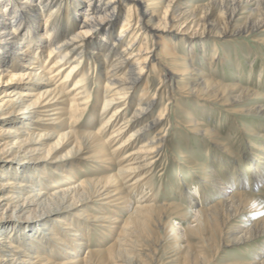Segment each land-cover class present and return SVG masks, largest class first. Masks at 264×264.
I'll list each match as a JSON object with an SVG mask.
<instances>
[{"label":"bare ground","instance_id":"bare-ground-1","mask_svg":"<svg viewBox=\"0 0 264 264\" xmlns=\"http://www.w3.org/2000/svg\"><path fill=\"white\" fill-rule=\"evenodd\" d=\"M85 2L84 7L81 0H0V89L4 85L12 88L0 96V147L8 146L13 156L12 160L15 162L17 160L11 164V168L18 172L15 176L25 178L23 181L17 177L8 178V175L0 170V214L13 217L9 220L15 224L21 217L34 213L36 215L34 221L41 223L39 226L41 237L32 238L25 245L10 237L0 236V264L91 263L92 256L80 258L71 248L76 246L78 249L84 245L83 235L78 230L63 222L65 226L55 233L45 227V224L55 215H62L65 212V205H71L72 196L80 191L84 193L83 189L86 193H91V196L80 199V203L92 200L99 206V210L112 209L110 212L115 214L118 211L113 209L114 206L121 208L119 205L127 206L130 203L129 193L141 189L143 185L149 186L150 171L163 154L162 146L166 134L163 130L155 132L153 137L145 141L140 140L151 134L168 118L166 110L170 103L164 105L155 118L149 120L157 104L156 97L162 94L158 91L161 87H164L169 99L172 98L169 95L177 91L179 95L187 98L192 96L204 104L211 102L221 107H231L234 117L254 115L264 118V95H259L258 91H252L237 83L233 85L219 83L210 73L203 72L191 62L195 60L192 54L194 46L203 45L206 37L213 36L212 39L244 35L251 37L264 32V0H208L183 11L182 0ZM104 8L108 10L107 15L101 16ZM113 15L121 18L119 31L112 39L115 27L113 20L110 19ZM140 26L154 35V40L149 41L146 36L141 37V31L136 33ZM165 33H168L167 37H161ZM196 35L202 40L196 38ZM179 42L189 47L184 56H180L175 50V45ZM260 42H264V39L256 43ZM156 48L157 54L153 56ZM213 50L215 53L211 56L209 65L216 59L217 48L214 47ZM42 52H46L47 58L43 64L44 69L39 60ZM178 59H181V62H178ZM85 62L93 65V69L105 66V71L98 79L99 82L104 80L105 86L96 91V100L100 99L101 93L103 111L113 108L98 131H111L108 140L91 131L90 124H86L88 127L77 132L71 130L82 123L91 97L86 89V77L84 74L78 75ZM168 62L173 67L168 66ZM67 67L69 69L63 80L56 83L55 79ZM156 69L161 85L158 90L151 93L149 82L143 81V75L148 70ZM186 75L191 76L185 80L180 78ZM69 77L76 80L71 90L64 92L62 86ZM5 78L8 79L4 80ZM137 90L139 93L135 98ZM120 103H123V106L118 105ZM130 103H134L135 106V108L132 106L131 115L119 121ZM102 116L103 114L100 118ZM189 119L191 132L208 137L210 143L222 153L228 154L225 146L217 139V133H213L209 125ZM7 126L12 127L6 128ZM131 127L134 128L114 151L128 146L138 147L135 146L126 152L123 158L116 162L111 157L108 143L117 138L123 129ZM262 137L264 138L263 135ZM69 146L67 154L52 158L62 168L66 166L65 163L85 161L114 166L103 169L114 173L88 178L63 190L48 192L44 190L47 187L39 188L40 180L37 179L39 174H34L33 170L40 168L35 165L32 169L29 167L30 163L46 160L40 156L47 152L53 156L58 155L57 153ZM24 150L39 157L37 161L26 160L21 154ZM259 151L264 152V148H259ZM229 153V157H237L233 151L229 150ZM251 154L254 155V152ZM8 162H11L9 158L0 156V165L6 166ZM57 174L70 179L64 173ZM134 176L135 178L129 182ZM220 177L212 171L207 173L205 179L222 190V195L211 206L199 210L200 216L195 223L206 224L214 231L221 229L225 234L226 225L233 223L245 211H256V205L254 198L251 199L247 193L233 191L230 194ZM50 179L42 178L50 184L47 186L55 187V182ZM147 194L142 191L125 220L120 221L116 215L107 216L105 211L79 215V219L85 223L97 222L99 226L107 227L109 236L114 230L119 231L111 246L96 252L94 249V252L90 253L98 257L101 264L112 260L117 261L116 264H145L140 259L122 260L121 256L117 257L116 252L118 250L129 252L140 247L135 235L136 228L146 232L148 225L167 219V212L171 213L180 208L176 204L156 205L150 201ZM195 202L191 200L190 203ZM158 226L164 230L162 224L159 223ZM240 226L236 230L240 232L241 228L243 229L241 237L238 239L231 237V241L242 239L252 242L264 235V217L252 222L246 220L244 226ZM232 233L233 231L230 235ZM44 235L51 236L49 241L55 242L57 248L63 254L69 255V258L58 263L52 262L49 245L42 241ZM141 255L148 258L144 253ZM184 256L185 263L200 262L198 256L195 254L190 256L189 251L185 252ZM175 260L177 259L171 262ZM244 264H264V258L262 260L251 258Z\"/></svg>","mask_w":264,"mask_h":264},{"label":"rangeland","instance_id":"rangeland-1","mask_svg":"<svg viewBox=\"0 0 264 264\" xmlns=\"http://www.w3.org/2000/svg\"><path fill=\"white\" fill-rule=\"evenodd\" d=\"M85 1L86 0H81L84 7L86 5ZM207 1L208 0H182L181 10L192 9L196 5ZM107 11L108 10L105 8L102 9L101 16H106ZM244 15L242 14V16ZM120 18L121 16L115 17L113 15L110 19L113 20L115 27L112 39L116 37L119 31ZM242 21L243 19L241 22ZM138 31H141V37L146 36L149 41L154 40V35L145 28L140 26L136 29V33ZM198 33L199 31L197 35H199ZM167 34L168 33H165L161 35V37H167ZM177 35L179 36L180 34ZM197 35L195 37L202 40V38ZM212 38L213 36L206 37L203 42L204 46H199L197 44L194 46L192 54L195 60L191 61L192 64L203 70V72L210 73L219 83L230 85L237 83L238 85H244L250 88L252 91H258L259 95H264V42H260V44L256 43L258 40L261 41L264 39V32L256 33L251 37L244 35L242 37L228 36L216 39ZM175 47L176 52L180 56H184L185 53L187 54L189 49V47L187 48L181 42L177 43ZM214 47L217 48L216 59L209 65L208 63L211 62V56L215 53L213 50ZM157 50L156 48V52L153 53V56L157 54ZM158 57L162 58L159 55ZM39 60L42 62L43 67V64L47 60L46 52L41 53ZM178 62H181V59H178ZM168 66H171L169 62ZM68 67L55 79L56 83L63 80L66 71L69 69ZM171 67H173V65ZM149 68H151V66ZM158 70H148L143 75V81L148 80L149 82L151 93L158 90L161 85L157 75ZM104 71L105 66L99 69H93V65H89L88 62L83 63L82 70L78 75L84 74L86 77V89L91 97L89 98L88 110L82 119V123L71 130L77 132L83 130L82 128L88 127L90 124L92 127L91 131L97 132L101 138L108 140L111 131H98L99 127H101V123L111 114L113 108L110 107L108 110H104L105 112L103 111L104 102L102 101L101 93L100 99L96 100V91L103 89L105 86L104 80L100 82L98 80L99 76ZM190 76L186 75L180 78L185 80ZM7 79L8 78H5L4 80ZM75 80L76 78L69 77L63 84L62 90H64V92L70 91ZM8 89L12 88L4 85L0 89V96L2 97ZM158 91L159 94H162L156 97L157 104L153 108L149 120L155 118L159 110L164 108V105L170 103L166 110L168 118H166V121L163 120L151 134L140 140V142L145 141V139L153 137L155 132H163V130L166 134L164 138L165 143L164 146H162V151L164 150L163 154L150 171L149 186L143 185L141 189L129 193V206H125L124 204L119 205L122 206L121 208H116V206H114L115 208L113 209L118 211L115 214L110 212L113 211L112 209H106L107 211L99 210V206L92 202V200L84 201L82 202L83 204L80 203V199H86L91 196V193H86L83 189L84 193L81 191L75 193L72 196L71 205H65V212L62 215L59 214L52 217L45 224V227L57 233L61 227L65 226L63 222L72 225L83 235L84 239L82 240L84 245L82 244L80 248L76 249V246H71L76 253L75 255H78L80 258H85L86 255L92 256L91 263L89 264H101V260L90 253H93L94 249L96 252L111 246L114 239L117 238L119 231L114 230L109 236L107 227L99 226L97 222H93L94 224L85 223L82 219H79V215H83L87 212L97 214L105 211L106 213H104L107 216L111 217L116 215L117 219H120V221L125 220L132 212L137 198L141 196L144 190L148 193L147 195L150 201L154 202L156 205L176 204L180 206V208L179 210H173L171 213L167 212V219H161L160 222L158 220V222L156 221L148 225L146 232H143L141 228H136L137 234L135 235L137 236L138 245H140V247L129 252L118 250L116 255H118L117 257L121 256L122 260L128 261L130 258H133L137 261L140 259L141 262L145 264H189L188 262L185 263L184 254L187 251L190 252V256L191 254L198 256V260L200 261L198 264H244L245 261H249L251 258L262 260L264 258V235L256 238L257 240H252V242L249 240L243 241L242 239L240 241H231V237L234 239L241 237L243 229L241 228L240 232L236 229L240 225L244 226L246 220L252 222L264 217V210H262L264 208V152L259 151V148H264V138H261V135L264 136V118H258L254 115H243L242 118L241 115L234 117L230 109L231 107H221L211 102L204 104L192 96H188L189 98H187V96L179 95L177 91L169 95L172 96V98L169 99L167 93H165L164 87H161ZM138 93L139 91L137 90L135 98L138 97ZM118 105L123 106V103ZM132 106L135 108L134 103L128 105L119 121L131 115V111H133ZM102 114L103 116L100 118ZM189 118H192V120L198 123L204 122L209 125L213 133H217V139L225 146L228 154H230V150L233 151L234 154L236 153L237 157H229L227 153H222L213 143H210L208 137L202 136L201 134L195 135L191 132V127L189 128L188 122L190 120ZM10 127L12 126H7L6 128ZM115 127L117 130V124ZM133 128L134 127L123 129L117 138L109 141L108 149L109 152H111V157L116 162L122 159L126 152L135 148L136 145L114 151L117 145L127 137L128 133ZM137 147L138 146H136V148ZM69 149L70 146L65 147L57 153L58 155L54 156L48 152L44 153L45 155L43 154L40 157H45L44 159L46 160L30 163V168L32 167V169H34L35 165H38L40 168L39 170H33L34 174H39L38 177L36 176L37 179L40 180V182H38L39 188L44 189L47 187L44 190L48 192L57 189L63 190L70 186L78 185L88 178H97L114 173V171L106 172L107 170H103L106 167L114 166L108 164H93L85 161L65 163L66 166L62 168L54 159L67 154ZM251 152H254V155L251 154ZM21 154L26 157V160L30 161H37V158H39L32 153H27V150H24ZM0 156H6L11 160L6 166L4 164L0 165V170H3L4 173L8 175V178L17 177V179L21 181L25 180V178H20L18 175L15 176V173L17 174L18 172L14 168H11V164L16 163L17 160L16 162L12 160L11 157L13 156L8 146L4 145L0 147ZM52 158L54 159L52 160ZM67 167L71 168V170L69 171ZM41 171H43V173H41ZM210 171L221 176L220 178L224 182V185L226 184L228 187L230 194L233 193V191L247 193L248 196L250 195L251 199L254 198V205H256V211H245L238 219L234 220L233 223L226 225L224 229L225 234L221 232V229L219 231L218 229L214 231L206 224L196 225L195 223L200 216L199 210L211 206L214 202L219 200L222 195V190H219L214 183L212 184L205 179L207 173ZM57 173H64L68 175L70 179L59 176ZM42 178H51L50 180L54 181L56 186H47V184H50L42 180ZM133 178H135V176L130 178L129 182H131ZM190 199L196 201L195 204H191ZM35 217L36 215L34 213H30L18 219V222L14 224L9 220L13 219V217L0 214V236L10 237L14 241L20 242L22 245L29 243V240L32 238L41 237V235H39L41 232L39 229L41 223L35 222ZM159 223L162 224L164 230L158 226ZM11 229H13L12 232ZM231 231H233V235L231 234L232 236L230 235ZM43 237L44 239L42 241L49 245L48 250L52 262L58 263L66 260L65 258H69V255L63 254L61 250L57 248L55 242L51 243V241H49L51 236L44 235ZM141 253L148 255L149 259L142 257ZM173 259L177 260L171 262ZM116 263L117 261L112 260L105 264Z\"/></svg>","mask_w":264,"mask_h":264}]
</instances>
